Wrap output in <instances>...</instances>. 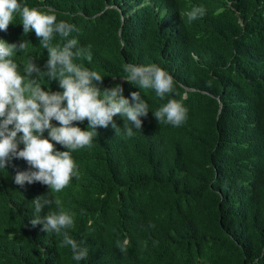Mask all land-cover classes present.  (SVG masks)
I'll use <instances>...</instances> for the list:
<instances>
[{
	"label": "trees",
	"instance_id": "1",
	"mask_svg": "<svg viewBox=\"0 0 264 264\" xmlns=\"http://www.w3.org/2000/svg\"><path fill=\"white\" fill-rule=\"evenodd\" d=\"M18 3L75 25L68 39L91 44L92 60L73 63L98 72L101 91L120 84L129 100L140 92L150 112L132 137L119 115L117 132L97 128L92 147L72 152L79 177L59 193L39 182L15 185L29 167L22 159L0 169V264H264V0ZM199 6L205 14L190 22L187 13ZM0 39L28 42L11 57L21 75L29 57L46 71L48 51L34 31L24 33L19 13ZM65 42L54 34L51 44ZM126 64L159 66L172 76L173 92L161 99L127 82ZM32 78L45 91H62L57 80ZM169 99L187 109L180 127L153 116ZM44 195L60 205L41 215L74 214L67 231L83 241L86 259L74 260L62 235L30 223L32 201Z\"/></svg>",
	"mask_w": 264,
	"mask_h": 264
},
{
	"label": "clouds",
	"instance_id": "2",
	"mask_svg": "<svg viewBox=\"0 0 264 264\" xmlns=\"http://www.w3.org/2000/svg\"><path fill=\"white\" fill-rule=\"evenodd\" d=\"M14 13L22 17L25 34L35 33L40 39V46L48 51V60L43 71L29 57L24 68V75L18 71V65L11 57L17 52H25L28 42L9 44L0 39V169H6L13 158L26 161L27 171L17 172L13 183L23 188L39 182L47 185L50 191L59 193L66 188L73 177H79V171L72 158V152L93 146V137L97 128H107L109 125L117 132L120 127L114 117L124 120L123 130L127 137L141 132V117H147L149 105L141 97L140 92H132L131 100L123 95V87L103 88V77L96 71L73 63L74 57H84L92 60V45L81 46L78 39H68L70 34L78 31L75 25L66 21L57 22L55 14H45L41 10L21 5L18 0H0V32H6L12 24ZM205 14L202 6L193 7L187 13L188 20L194 21ZM54 34L65 39V43L52 46ZM127 73L126 81L138 84L140 87L154 89L156 95L163 99L166 94L173 92V78L157 65H124ZM37 78L57 80L60 92L45 91ZM103 96V98H101ZM66 105V106H65ZM153 116L158 122L170 124L173 127L182 126L188 118L187 109L175 99H169ZM55 120L59 126H54ZM87 120V130L73 126V122ZM91 129V130H89ZM47 132L48 138H43ZM22 134V135H21ZM55 144L63 146L66 151H57ZM23 144L20 149L19 145ZM49 191V192H50ZM35 198L32 203V226L42 225V231L55 232L63 236L61 247L70 246L76 261L87 258V248L81 247L73 239L68 229L74 227V214L60 210L49 211L41 215L47 207L60 205L59 200ZM154 228L155 225L149 224ZM127 243V241H125ZM122 253L127 249L117 241ZM146 247V244L143 245Z\"/></svg>",
	"mask_w": 264,
	"mask_h": 264
}]
</instances>
